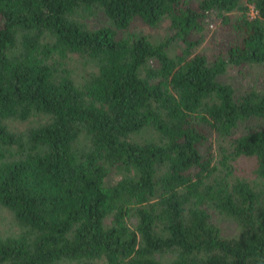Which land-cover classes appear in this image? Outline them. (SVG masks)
<instances>
[{
    "label": "trees",
    "instance_id": "16d2710c",
    "mask_svg": "<svg viewBox=\"0 0 264 264\" xmlns=\"http://www.w3.org/2000/svg\"><path fill=\"white\" fill-rule=\"evenodd\" d=\"M263 65L264 0H0V264H264Z\"/></svg>",
    "mask_w": 264,
    "mask_h": 264
},
{
    "label": "rangeland",
    "instance_id": "374dc122",
    "mask_svg": "<svg viewBox=\"0 0 264 264\" xmlns=\"http://www.w3.org/2000/svg\"><path fill=\"white\" fill-rule=\"evenodd\" d=\"M99 15H94L88 19V23L91 26L102 25L104 20L99 12ZM249 14L251 17L255 16L256 12L252 5H249ZM143 31L153 40L163 39L167 33V21L155 26L147 27L144 22L136 17L133 19L129 32ZM203 41L194 50V53H204L208 58H213L214 55L219 51V49H226L231 43V37L225 32L224 28L221 27L220 21L213 17L205 18V28L202 31ZM200 37L199 35L193 36L194 39ZM180 50L179 45H173L170 47L171 54H174ZM75 70L77 66H74ZM239 70V68L230 67L226 74L219 76V80L225 83H231L237 90H242L247 87H252L257 85L259 88H264V65L254 66L247 69ZM244 71L243 73H241ZM32 121V120H31ZM17 128H20L27 124H20V122H12ZM144 135H140L142 137ZM138 138V137H137ZM239 167H244L249 169L251 167V162L248 160L239 162ZM222 220V228L224 231L233 230V223H227L225 218ZM19 230L17 224L15 223L11 212L0 205V234L1 235H11L17 233Z\"/></svg>",
    "mask_w": 264,
    "mask_h": 264
},
{
    "label": "built area",
    "instance_id": "2783aa9c",
    "mask_svg": "<svg viewBox=\"0 0 264 264\" xmlns=\"http://www.w3.org/2000/svg\"><path fill=\"white\" fill-rule=\"evenodd\" d=\"M254 9V8H253ZM256 12V11H255Z\"/></svg>",
    "mask_w": 264,
    "mask_h": 264
}]
</instances>
